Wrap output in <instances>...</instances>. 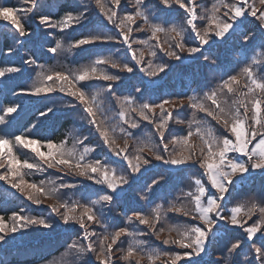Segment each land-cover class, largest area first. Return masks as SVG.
<instances>
[{
    "label": "snow or ice",
    "instance_id": "6c2138e0",
    "mask_svg": "<svg viewBox=\"0 0 264 264\" xmlns=\"http://www.w3.org/2000/svg\"><path fill=\"white\" fill-rule=\"evenodd\" d=\"M23 4L0 5V21L10 26L17 41L32 39L34 33L25 20L35 18L41 7L39 0H23ZM92 4L102 21L97 30L75 38L67 51L91 52L95 58L79 68L58 69L22 57L24 65H36L40 71L27 88L13 94L51 98L59 93L71 98L63 106L79 110L80 119L97 141L86 143L89 136L78 130L55 141L38 135V123L26 125L18 134L9 131L10 118L18 115L22 106L0 101V182L37 207L53 201L48 205L51 218L27 215L23 208L7 218L0 215V244L9 243L17 233L27 234L29 229L55 231L62 224L77 239L66 241L65 251L51 264H264V192L234 204L228 199L253 173L264 178V0H215L201 12L197 0H158L152 7L146 0H134L132 12L121 11L122 0H92ZM90 8L85 4L67 10L55 21L40 15L39 24L60 32L86 26ZM173 12L181 17L179 23L173 20ZM252 23L255 29L248 27ZM240 29H244L239 34L241 48L255 45L257 30L262 35L260 51L253 47L254 55L238 62L239 71H224L216 86L201 90L200 95L143 100L155 78L180 67L169 61L182 62V53L219 69L215 50ZM134 33H145L146 38L138 39ZM189 41L194 46H189ZM116 45L121 46L117 49H122L121 56L95 51ZM62 50L64 43L58 39L47 53L57 55ZM109 69L130 76L138 70L148 82L131 85L135 94L118 95L115 89L122 78ZM16 74L23 75L22 67H0V81L17 79ZM185 109L191 110L186 133L173 135L170 125L185 123L179 118ZM56 115L54 104L40 109L46 120ZM144 122L153 126L152 131L137 139L135 130ZM194 137L198 143L193 142ZM98 148L107 149L116 160L95 156ZM21 150L30 152L31 157ZM154 162L167 166L168 172H182L191 166L199 174L190 177L188 191H181L174 200L156 203L157 190L167 178L162 174L145 177ZM49 170L60 175L28 179ZM64 177L99 187L90 194L82 193L80 199L65 198L66 192L79 191V184ZM142 180L138 199H129ZM121 199L128 204L123 221L107 223ZM177 216L183 219L176 221ZM93 226L103 231L98 234ZM209 247L219 250L218 259L205 260Z\"/></svg>",
    "mask_w": 264,
    "mask_h": 264
},
{
    "label": "trees",
    "instance_id": "16d2710c",
    "mask_svg": "<svg viewBox=\"0 0 264 264\" xmlns=\"http://www.w3.org/2000/svg\"><path fill=\"white\" fill-rule=\"evenodd\" d=\"M134 0H122L121 11L132 12ZM149 7H152L158 0H146ZM215 0H197L200 5L198 12L203 9L210 8ZM41 7L37 9V15L35 18L28 17L25 20L26 26L34 33L31 40L28 38H21V41L14 39V32L10 29V26L6 27V22L0 21V67L5 66H17L22 67L23 75L16 74L17 79L8 81H0V101L7 105L10 101L21 104L22 110L19 114H13L11 127L9 131L17 132L23 131L26 125L30 126V123H38L39 136L47 137L55 141H59L68 132L78 130L81 135H88L89 140L86 143L95 144L97 136L90 131L89 126L80 119V113L78 109H72L65 107L71 98L63 96L62 94H53L51 98L42 97H28L23 95H15L13 91L19 93L21 88H27L35 79L37 72L40 71L36 65H24L22 57L35 59L37 64H43L46 68H79L95 58L91 52H80L74 50L72 52L67 51L68 46L73 42L75 38H79L82 35H86L89 32L97 30L98 24L102 21L98 11L95 9L92 0H39ZM11 4L16 7H24L23 0H0V5ZM91 5L88 13L89 20L85 22L86 26H76L74 29H68L65 32H60L58 29L45 28L39 24L40 15H49L53 21L62 17L67 10H73L83 5ZM162 7V6H161ZM178 9V6H176ZM179 12L183 10L178 9ZM175 22L179 23L181 17L177 13H171ZM204 21H199L198 24H203ZM109 29L111 26H108ZM248 27L255 29L256 24L252 23ZM244 29H240L237 35L234 36L227 44L222 45L216 49L215 52L219 57L220 68L210 66L209 62L203 59L196 61L193 57H187L186 53H182L185 59L182 62L169 61L170 64H180L179 68H174L169 71L167 75L161 74V77L155 78V83L148 87L143 100L145 102H159L161 99L173 98L177 96L186 97L193 94L200 95L201 90L207 91L210 87H215L219 82L220 76L224 71H232L235 69L238 62L245 56L251 57L254 55L252 49L256 48V51H260L258 45L261 42V33L256 31L257 40L255 45H249L247 48H241L243 43L240 37V32ZM134 36L138 39H145V33H134ZM61 40L64 43V50L59 54L53 55L47 53L49 47L55 45L56 40ZM189 46H194L192 41H189ZM9 47L12 49L11 55L8 54ZM121 46H107L105 50L100 51V54L108 56L115 55L121 56L123 54L122 49L117 52V49ZM110 49V50H108ZM35 54V55H33ZM162 56V54H161ZM166 59V58H165ZM112 72L119 74L122 78V83L117 87L116 93L118 95H128L134 93V89L131 85L142 86L141 81L148 82V78L144 77L139 71L130 76L129 74L119 73L116 69H109ZM234 74V73H233ZM226 78V77H225ZM187 104V100L184 101ZM56 107V118L49 121L40 116V109L45 105ZM51 115V114H50ZM177 114L174 113V117ZM202 115V114H201ZM179 118L184 120L183 124L172 123L170 130L173 135H182L186 133L187 121L191 119V110H181ZM43 123H39V122ZM215 124V122H212ZM3 126L0 125V128ZM219 127V126H217ZM153 126L148 125L146 122L142 123L140 129L135 130V136L137 139L146 137L151 131ZM222 131V129H221ZM33 132H36L34 129ZM167 135V134H166ZM193 142L199 141L194 137ZM132 143V141H130ZM120 145L123 146V141H120ZM170 145V149H171ZM22 153L31 157V153L27 150H21ZM95 156L103 159L107 155L109 160L115 161L116 158L112 157L107 149L98 148ZM150 157V154H148ZM119 163V162H117ZM167 166L158 162H154V166H149L148 173L145 177L159 178V175H164L167 178V183H163V186L157 190L156 203H164L167 200H174L177 195H180L181 191H188L190 187V177L194 174L198 175V170L191 166H186L184 171H165ZM60 174L55 173L53 170H49L48 173L43 175L36 174L28 177L29 180L39 181L48 177H56ZM68 182H78L79 191L70 190L66 192L65 198L71 196L72 199H80L82 193H92L96 186L89 181H78V178L64 177ZM142 180L140 185L136 186L133 193L129 194V199L132 196H136L138 199L139 188L143 185ZM264 192V178H261L258 173H253L252 176L245 181L243 186L237 185L236 189L232 192V195L228 198L231 204L237 201L248 200L250 197L256 196ZM93 198H95L93 196ZM235 198V199H234ZM53 201H45L43 205L37 207L25 200L15 189L10 188L8 185L0 182V215L5 218L12 215L13 212L19 211L21 208L25 210V214L32 216H40L43 218H51V212L48 205ZM141 203H143L141 201ZM231 204L229 206H231ZM133 207L136 205L133 204ZM128 208V204L124 199L120 200L119 205L113 208L110 214L111 218H106V222L109 224H119L123 221V212ZM147 211V209H145ZM119 214V215H118ZM131 214V213H129ZM170 216L173 214H169ZM114 218V219H112ZM182 217H175L176 221L182 220ZM255 219V217H254ZM251 223V222H249ZM62 224L55 231L43 230L38 228L29 229L27 234H16L15 239H9V243L0 244V264H51L54 259H59L62 253L65 251V242H71V240L77 239L71 231H65ZM96 227L97 233L103 231V229ZM223 235V233H222ZM164 237H162L163 239ZM151 244L153 241L149 237H144ZM159 245V241L155 242ZM209 256L205 257V260H215L221 255L216 247H209ZM69 259H74L70 257ZM142 264H147L143 261Z\"/></svg>",
    "mask_w": 264,
    "mask_h": 264
}]
</instances>
